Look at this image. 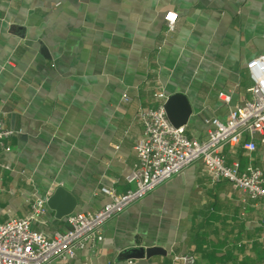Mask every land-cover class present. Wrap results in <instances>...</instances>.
Here are the masks:
<instances>
[{"label": "crops", "instance_id": "1", "mask_svg": "<svg viewBox=\"0 0 264 264\" xmlns=\"http://www.w3.org/2000/svg\"><path fill=\"white\" fill-rule=\"evenodd\" d=\"M177 14L173 30L164 16ZM264 55V0H0V112L17 133L0 150V222L26 218L45 202L33 229L67 231L48 205L58 188L95 212L119 194L144 133L138 114L154 98L186 97V134L203 141L217 118L251 99L247 65ZM129 101L125 100V97ZM168 100V99H167ZM245 142L249 141L246 137ZM248 153L227 146V164L264 173V143ZM130 248L165 254L137 264H264V205L196 162L128 207L67 264H127ZM57 264H66L58 261Z\"/></svg>", "mask_w": 264, "mask_h": 264}, {"label": "built area", "instance_id": "2", "mask_svg": "<svg viewBox=\"0 0 264 264\" xmlns=\"http://www.w3.org/2000/svg\"><path fill=\"white\" fill-rule=\"evenodd\" d=\"M177 17L172 12L165 14L169 30L174 29ZM247 69L253 82L251 99L232 110L225 122L217 118L210 120L211 129L203 141L190 138L185 127L176 128L171 124L165 110L168 98L156 92L154 98L158 107L141 109L138 114L144 133L135 145L137 162L127 178L130 189L119 194L113 188H102L100 192L109 198L108 203L95 212L71 214L68 217L70 228L52 237L33 229V222L46 210L45 202L38 200L28 217L0 222V264H57L58 261L67 264L88 243L103 240V227L107 222L196 162L203 164L207 175L215 182L227 180L247 199L261 201L264 205L263 171L254 166L242 169L238 162L228 165L222 153L227 146L239 145L253 153L257 150L255 140L264 143V55L251 60ZM125 100L129 98L126 96ZM16 133L7 126L5 115L0 112V150L11 151L6 141ZM195 262L196 257L191 254L173 257V264ZM127 264L137 263L130 259Z\"/></svg>", "mask_w": 264, "mask_h": 264}, {"label": "water", "instance_id": "3", "mask_svg": "<svg viewBox=\"0 0 264 264\" xmlns=\"http://www.w3.org/2000/svg\"><path fill=\"white\" fill-rule=\"evenodd\" d=\"M165 110L171 124L176 127H183L191 115V109L185 96L174 95L168 98ZM48 205L57 212L59 218L71 215L76 206V199L65 189L58 188L54 195L49 199ZM157 254H165L161 248H130L123 252L125 259H144Z\"/></svg>", "mask_w": 264, "mask_h": 264}]
</instances>
